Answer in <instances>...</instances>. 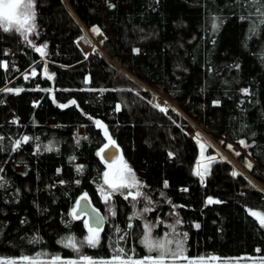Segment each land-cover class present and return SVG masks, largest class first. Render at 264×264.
Wrapping results in <instances>:
<instances>
[{"label": "trees", "instance_id": "1", "mask_svg": "<svg viewBox=\"0 0 264 264\" xmlns=\"http://www.w3.org/2000/svg\"><path fill=\"white\" fill-rule=\"evenodd\" d=\"M34 2V31L0 28V257L103 260L117 248L123 258L148 254L142 220L130 219L131 202L114 194L110 212L102 200L105 166L98 153L108 136L142 175L145 207L152 209L146 219L179 220L188 257H264V228L250 215L264 214V189L256 185L264 186L261 6L253 0ZM86 29L104 38L88 55L76 44ZM145 85L173 99L215 141L242 140L252 160L248 176H234L230 162L217 161L201 183L189 119L173 108L161 111ZM84 195L110 218L99 246L78 244L77 253L63 240L87 236L83 220L70 215Z\"/></svg>", "mask_w": 264, "mask_h": 264}, {"label": "snow or ice", "instance_id": "2", "mask_svg": "<svg viewBox=\"0 0 264 264\" xmlns=\"http://www.w3.org/2000/svg\"><path fill=\"white\" fill-rule=\"evenodd\" d=\"M254 4H258L261 6L262 10H264V0H253ZM35 2L34 0H0V28L4 32L15 31L19 32L21 35L24 33H31L35 30ZM215 27V25H213ZM93 31H97L98 29H93ZM27 37L25 36V39ZM38 52L43 54V49L37 48ZM7 67V64L4 65ZM35 75V73H33ZM27 79V76H25ZM6 91H19V90H12L6 89ZM73 103H75L73 101ZM66 105H61V107H65ZM119 110V108H117ZM164 111V109H161ZM98 126L104 127L99 121L96 122ZM105 135L108 136L107 129L105 128ZM2 139V137H0ZM28 137H23V141L27 142ZM108 140L110 144H114V141L111 140V137L108 136ZM17 147H19L20 141H17ZM201 155L203 156L204 151L206 150V145L204 143H200ZM243 143V141H241ZM48 150H51L49 147ZM100 155V153H98ZM239 155V153H237ZM103 158V157H102ZM209 159H215V157H209ZM109 172L104 173V182L112 188L113 191L117 189H132L140 187V182L136 179L135 174L132 172L131 168L123 161L121 158L117 165L109 164ZM251 168V165H248ZM205 170H207V165H204ZM78 171L80 169H77ZM197 176L201 177V183H203V174L197 170L195 173ZM234 176L237 175L236 172L232 173ZM167 182H165V187H167ZM187 191V189H184ZM142 193L137 191L135 195L129 191L125 195V199H128L131 196L132 200H137L141 197ZM87 195H84L80 198V200L75 201L76 207L73 208L72 212L70 213L73 220H77L80 218V215L77 209L80 208V201L87 200ZM105 202H107L110 197L105 194L104 195ZM208 203H219V201H213L209 198ZM152 209L148 207H144V212H149ZM95 211V209H93ZM250 215L254 216L261 227H264V214L260 212H250ZM131 219V217H130ZM85 226L88 229V234L82 240H78L75 236L69 235L66 236L63 240L64 246L71 248L73 251L79 253L80 248L77 245H87L91 248H96L100 244V233L102 231L99 227H91L88 225V222L85 221ZM176 223H180L179 220ZM129 228L132 227L131 224L128 225ZM196 227L198 228L199 225L197 224ZM145 231L143 233V239L141 241L142 246L146 249L148 255H146L143 259H131V258H123L121 254H124L123 248H117L116 255L112 260H101L96 261L91 259L88 256H83L80 264H180L181 261H186V264H207V261L204 257H200L198 259L190 258L186 255L185 249V240H174L169 239L168 234L165 235L163 239L159 237H154L151 231V225L145 224L144 225ZM184 237H187V234H184ZM173 244L175 245L173 247ZM259 251V249H257ZM155 255H152V254ZM219 257L213 256L211 260H219ZM0 264H77L76 261H62L60 257L55 256L51 258L50 261L41 260L39 257L30 258L28 256H23L22 261H16L15 259H3L0 260ZM223 264H239L238 260L231 261L225 260ZM251 264H264V258L261 259H251Z\"/></svg>", "mask_w": 264, "mask_h": 264}, {"label": "rangeland", "instance_id": "3", "mask_svg": "<svg viewBox=\"0 0 264 264\" xmlns=\"http://www.w3.org/2000/svg\"><path fill=\"white\" fill-rule=\"evenodd\" d=\"M25 34H28V33H24L23 35H25ZM103 39L104 38H103V35L101 33L97 32V31L86 29L84 31V36H82L79 41L84 40V42L88 45L89 49L85 51V49H86L85 48L81 52L85 55H88L92 51H94L96 49H100V46H101V43L103 42ZM79 44H81V43H79ZM33 73H34V71L30 70L28 75H33ZM28 75L25 74L24 77L28 76ZM145 87L154 93L155 101H156V104L159 107V109H164V111H165L167 109L173 108V109H176L179 112L183 113L181 111V109L179 108L178 104L173 99H171L170 97L165 95L163 92H161L160 90H157L155 88L149 87L148 85H145ZM184 116L187 117V119H189V122H190L189 126L187 127V132L189 133V135L193 139L196 140V143H197V141H200V143H204L206 145V150L204 151L203 156H202L200 144L197 143V145H198V157H197L196 162H195L194 173H196L197 170H199L203 174V179H204V177L208 174L210 166L212 163L217 162V161H228L234 166L233 172L241 173V174L248 176L247 169H248V165L252 164V160L249 157V155L247 154L244 142L241 143L242 140L230 141V140L221 139L219 141H215L210 136V134L203 128V126L200 123L196 122L193 119L188 118V116H186L185 114H184ZM107 141H108V139H106L105 144L107 143ZM237 153H239V155H237ZM209 157H215V159H209ZM123 161H124V159H123ZM204 165H207V170H205ZM109 171H110L109 167L105 166L104 173L109 172ZM104 173H103L102 182H101L100 187H99V191H100L102 200L104 202H105V199H104L105 194H107L110 197V199H108L107 202H105V206H106L107 210H109L111 212L110 200L112 198V195L120 194L125 199V195L129 191H131V193L133 195H135V193L137 191H139L142 193V195L137 200H135V201L132 200L131 196H129L128 199H126L129 202H131V206H132L131 218L134 219V218L138 217L139 219L142 220L143 225H145V224L151 225V231H152L154 237H159V238L163 239L165 237V235L168 234L169 239L185 240L183 238V236L179 232H177V230H176L177 226H178L176 221H174V222L170 221L169 222V221L156 220L155 222H151L150 220L146 219L148 212H144L143 209H144L145 205L148 206L147 205L148 199L142 192V184L140 181V178H142V175L135 174L133 172L135 174L136 179L140 182V187L132 188V189H117V190L113 191L112 188H109V186L107 184H105ZM198 177L201 180V177L200 176H198ZM256 185H258L259 187L264 189V186L259 185L258 183H256ZM140 201H142V206H139ZM148 208H150V207H148ZM254 212H257V211H254ZM80 218L83 220V222L86 221V218L84 216H82ZM104 218L106 221L109 220V218H110L109 214H108V217L106 215H104ZM257 222H258V220H257ZM84 225H85V223H84ZM159 227H161L160 230H159ZM85 229H86V233L88 234V229L86 226H85ZM144 231H145V228H144ZM174 246L175 245L173 244V247ZM185 249H186V244H185ZM152 255H155V254L153 253ZM36 257H39L41 260H44V261H50L51 258H53V257L44 258L41 256H33L30 258H36ZM82 257L83 256L76 257V258H61V257L60 258L62 261H76L77 264H80ZM211 257H213V256L204 257L207 261V264H223V262L225 260H231V261L238 260L239 264H251V259L264 258V257L243 256V257L233 258V259L220 258L219 260L214 261V260H211ZM143 258H131V259L136 260V259H143ZM198 258H200V257L193 258V259H198ZM3 259H15L18 262L22 261V257H20V258L0 257V260H3ZM112 259H114V258L103 259V260L107 261V260H112ZM125 259H127V258H125ZM93 260L101 261L100 259H93ZM180 264H186V261H181Z\"/></svg>", "mask_w": 264, "mask_h": 264}, {"label": "water", "instance_id": "4", "mask_svg": "<svg viewBox=\"0 0 264 264\" xmlns=\"http://www.w3.org/2000/svg\"><path fill=\"white\" fill-rule=\"evenodd\" d=\"M99 153L100 155H98V157L104 166H108L110 163L116 165L122 158L121 149L115 141L114 144H110L108 140L107 143L99 150ZM78 200H80V198ZM93 209H95V211H93ZM77 211L80 217L84 216L86 218L89 226L94 228L99 227L101 229L104 228L105 218L103 214L91 204L89 199L81 200L80 208L77 209Z\"/></svg>", "mask_w": 264, "mask_h": 264}, {"label": "bare ground", "instance_id": "5", "mask_svg": "<svg viewBox=\"0 0 264 264\" xmlns=\"http://www.w3.org/2000/svg\"><path fill=\"white\" fill-rule=\"evenodd\" d=\"M80 43H81L82 45H81V44H78V46L80 47V49H81L82 51H83V49H85V48H86L85 51L89 49V48H88V45L84 42V40H81ZM90 48H91V47H90Z\"/></svg>", "mask_w": 264, "mask_h": 264}, {"label": "built area", "instance_id": "6", "mask_svg": "<svg viewBox=\"0 0 264 264\" xmlns=\"http://www.w3.org/2000/svg\"><path fill=\"white\" fill-rule=\"evenodd\" d=\"M79 43H80V41L77 42V44H79ZM79 48H80V47H79Z\"/></svg>", "mask_w": 264, "mask_h": 264}]
</instances>
